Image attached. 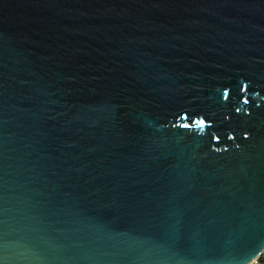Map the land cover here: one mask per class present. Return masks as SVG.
I'll use <instances>...</instances> for the list:
<instances>
[{"label": "water", "instance_id": "water-1", "mask_svg": "<svg viewBox=\"0 0 264 264\" xmlns=\"http://www.w3.org/2000/svg\"><path fill=\"white\" fill-rule=\"evenodd\" d=\"M263 251L264 0H0V264Z\"/></svg>", "mask_w": 264, "mask_h": 264}, {"label": "built area", "instance_id": "built-area-1", "mask_svg": "<svg viewBox=\"0 0 264 264\" xmlns=\"http://www.w3.org/2000/svg\"><path fill=\"white\" fill-rule=\"evenodd\" d=\"M249 264H264V251Z\"/></svg>", "mask_w": 264, "mask_h": 264}]
</instances>
